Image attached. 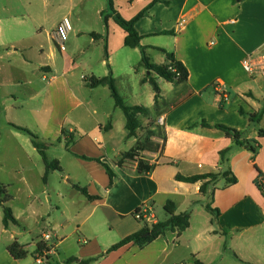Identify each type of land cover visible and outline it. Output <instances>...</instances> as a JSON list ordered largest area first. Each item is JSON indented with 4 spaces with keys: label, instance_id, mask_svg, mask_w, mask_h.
<instances>
[{
    "label": "crops",
    "instance_id": "0c3cea01",
    "mask_svg": "<svg viewBox=\"0 0 264 264\" xmlns=\"http://www.w3.org/2000/svg\"><path fill=\"white\" fill-rule=\"evenodd\" d=\"M17 1L0 0V117L7 119L6 134L18 140L19 148L30 150L29 155L26 154L29 160L30 156L41 157L30 138L12 125L26 128L40 141L48 143L46 154L50 149L57 150L59 147L54 146L53 141L61 139L67 153L86 174L89 184L84 187L91 196L97 197L88 200L79 192L86 203L72 218H80L90 207L91 213L96 208H100L101 213L100 222L89 225L88 216L72 229L65 210L61 213L62 223L30 225L31 215L38 213L31 201L32 193H25L23 210L17 209V212L14 210L16 195L8 193L17 224L5 228L3 214L0 217V264H36L37 244L42 243L46 233L50 234L56 249L45 264H80L90 258H97L90 264H151L163 254V264H195V261L264 264V196L257 187L259 175L264 178V133L259 135L260 131L264 132V114L258 121L250 120V115L257 114L264 106V82L242 68L245 56L264 55V0H158L153 4V0H112L114 9L125 20L148 8L136 22L135 29L150 62L169 65L167 52L188 72L185 84L168 82L147 71L140 61L143 71L137 82L139 92L131 98L133 104L125 102L112 75L110 66L114 65V56L127 48L123 44L126 33L111 18L105 28L101 12L106 9V0H66L67 3L56 0V8L51 6L50 12L47 10L49 14L33 19L34 29L21 33L14 28L18 22L11 8ZM43 1L47 6L54 2ZM76 9L77 18L73 23L70 17ZM59 12L71 25L63 52L53 38L62 21L57 18ZM90 14L96 28L79 26V22L91 19ZM43 21L49 22L47 28ZM98 22L102 23L101 27ZM99 46L103 50L101 66L109 68L103 76L94 74L95 62L90 58V53L99 51ZM131 50L137 51L141 59L138 48ZM84 56L87 57L85 62ZM78 71H81L79 81H70L67 76L75 72L78 75ZM110 72L126 105L142 106L150 111L146 116H138L135 137H128L125 117L124 123L119 116L116 119L118 108L109 89L106 86L89 88L85 84L86 79L103 78ZM148 77L158 85L157 100ZM108 94L112 105L107 103ZM117 120L121 140L128 143L123 152L114 150ZM141 120L147 122L145 130H141L144 128ZM87 121L92 123V128L85 126ZM215 125L237 130L240 140L256 141L257 151L254 153L245 145L237 144ZM62 130L73 135L70 145L77 142L76 135L86 134V131L96 133L95 141L102 147H115V156L107 163L103 155L76 154L66 147ZM103 132L110 136L108 140H104ZM146 139L157 145L158 150H144L141 144ZM136 145H139L133 158L136 160L130 166L119 161ZM82 156L100 159L111 168L114 178L110 188L103 167L96 161L81 159ZM60 159L48 158L56 160L59 167ZM139 161L151 166V170L139 172ZM50 172L44 182L43 163L39 175L42 173L45 185ZM223 172L235 177L236 183L228 184L225 178L218 177L206 186L204 193L200 192V187L208 180L185 183L175 178ZM15 174L26 181L22 171ZM60 174L69 179L72 175L58 170ZM48 199L52 204V197L48 195ZM55 199L56 205H63L61 193H56ZM168 204H172L176 215L189 212V226L179 236L167 231L142 248L131 242L107 252L147 224L135 220L133 212L142 206L150 207L155 224L168 219L164 210ZM206 205L218 211L214 222ZM157 208L162 209L163 217L157 218ZM54 210L60 211L57 206ZM50 218L47 214V219ZM86 224L89 229L84 228ZM15 241L27 256V250L33 248V261H27V257L16 261L10 256L7 248ZM147 248H152L151 252L145 253ZM69 259L75 261L68 263Z\"/></svg>",
    "mask_w": 264,
    "mask_h": 264
},
{
    "label": "rangeland",
    "instance_id": "374dc122",
    "mask_svg": "<svg viewBox=\"0 0 264 264\" xmlns=\"http://www.w3.org/2000/svg\"><path fill=\"white\" fill-rule=\"evenodd\" d=\"M54 2L51 4V1H48L49 5L47 6L43 0H31L28 2H23L22 0L17 1L16 3L12 5V13L17 17L16 21L18 24L14 25V28L18 30L20 33L25 32L28 29H34L35 26L32 27L33 19H36L37 17H44L45 14H49L51 10V6L56 8V0H53ZM66 1V0H65ZM67 3V1H66ZM47 10L49 12H47ZM56 10V9H54ZM77 12L78 9L75 10L74 16L70 17V21L74 23L75 19L77 18ZM91 15V14H90ZM66 16V15H64ZM67 17V16H66ZM87 22H79V26L82 28H96V21L92 18ZM59 20H63L62 14L59 12L58 17ZM57 19V20H58ZM44 27L47 28L49 26L48 21H43ZM102 23L98 22V27H101ZM89 26V27H88ZM5 32V31H4ZM69 39V34L67 36ZM68 39L66 43H68ZM90 58L95 62L94 65V74L96 76H103L107 71H109V68L107 66H101L100 60L103 55V50L99 46V51L94 50V52L90 53ZM87 61V57H83V62ZM140 56L137 51H133L128 48H124L123 53H118L114 56V65L110 66L112 71L113 77L116 79V86L121 94V96L124 98L125 102L127 104H133L132 103V96L134 93L139 92V83L138 79L140 77V73L143 71L142 67L140 66ZM81 71H78V75L76 72L74 74H70L68 79L70 81L77 82L79 81V75ZM148 72L146 71V74ZM150 86V85H148ZM107 103L108 105L113 104L112 98L107 96ZM262 103H260L261 105ZM117 116H119L121 123H124V116L122 112L117 109L116 110V119ZM6 118L1 116L0 117V183H4L5 187L8 190V193L15 194L16 195V201L14 204V210L17 212V209L23 210L24 204H25V193H32L33 197L31 201H33V205L36 208V211H38L37 215H31V220L28 221V224L33 225L36 223L38 226H44L48 222H56V223H62L64 218L61 216L62 210L66 211V218H69V221L71 222V229L75 227V223H80L88 216L89 219L87 220V224L91 225L92 223L100 222L99 217L101 213L100 208H96L93 213L91 207L85 211L80 218L73 219L72 217L74 214H76L77 210L83 209L84 206L82 204L86 203V199L79 194L76 190L73 189V185H80V186H87L89 182L86 181V174L83 170L80 169V167L77 164V160L69 155L67 151L65 150V146L63 141L62 145H58V140L56 139L53 141L54 146H58L59 148L56 149H50V151L47 152L48 158H61L60 164H61V170L62 172H70L71 177L65 178L64 174L58 175V170H52L50 172V177L48 180V184L45 185L42 181V173L39 175L40 168L43 169V162L41 158H39L38 155H35L34 157L30 156V160L27 158L26 154L29 155V149H23L19 148L17 146L18 140L8 137L6 134ZM142 125L144 126L143 129L145 130L147 122L142 121ZM90 125L89 127H87ZM85 126L87 128H92V123L86 122ZM68 126L65 125V129H67ZM88 134L87 137H84L82 134L80 136H75V140L77 141L75 145H69V149L80 155L85 156H105L106 162H111L113 159V156H115V152L113 151V148L111 145H104L103 147L100 146L96 141L95 137L96 133L89 134L88 131H86ZM104 140H108V134L106 132L102 133ZM115 138L117 141V146L114 150L116 152L118 151H126L128 148V143H126L125 140H121L123 136L121 135V131H118V120L116 121V130H115ZM27 139V136H24ZM90 139V140H89ZM29 142V140H27ZM103 142V141H102ZM48 144V143H47ZM49 146V145H48ZM29 150V151H28ZM143 157V156H141ZM136 159H127L123 157L120 158L119 161L126 162L128 164L127 166H130L129 164L135 161ZM22 171L24 173V176L26 178V181H22L19 179V175H16V172ZM79 178V179H78ZM56 193H61L64 196L63 205L66 206V209H64L63 205H56V199L55 195ZM48 195L52 197V204H50V200L48 199ZM30 201V202H31ZM79 201V202H78ZM77 203V204H76ZM8 206L11 208L10 203H8ZM57 206L60 210L59 212H56L54 210V207ZM52 207V208H51ZM50 208V209H49ZM49 209V210H48ZM205 213V212H204ZM3 214L2 206H0V217ZM47 214H50L51 218L47 219ZM90 214V215H89ZM156 216L157 218L163 217V211L161 208L156 209ZM159 221V220H157ZM84 226V228H87L88 226ZM153 221L148 222L146 225L150 227L153 225ZM89 229V228H87ZM106 232V230H105ZM39 239V238H38ZM30 242V239L28 240ZM70 243H68L69 245ZM75 245V244H74ZM73 247V244L71 245V248ZM152 248H147L145 250V253L151 252ZM28 256L27 261H33V248L30 247L28 250ZM164 254L161 256V258L155 259L156 261H151V264H163ZM185 264H187L185 262Z\"/></svg>",
    "mask_w": 264,
    "mask_h": 264
},
{
    "label": "trees",
    "instance_id": "16d2710c",
    "mask_svg": "<svg viewBox=\"0 0 264 264\" xmlns=\"http://www.w3.org/2000/svg\"><path fill=\"white\" fill-rule=\"evenodd\" d=\"M242 1V0H241ZM158 2V0H153L152 4ZM106 9L101 12V17L104 23L105 28L107 27V21L109 18H111L125 33L126 36L124 38V46L127 48L135 49L138 48L141 55V63L144 66V68L147 71L155 73L158 77L168 81V82H176V83H183L185 84L187 82L188 78V72L184 65L178 61L175 60L174 55L170 53H166V56L168 60L170 61L169 65L161 66L156 65L150 62L146 52L145 48L140 45L141 37L138 35L135 24L136 22L144 16L145 11L148 9H144L143 11L136 14L133 18L130 20H125L121 17V15L114 9L113 1L112 0H106ZM151 4V5H152ZM150 6V5H149ZM148 6V7H149ZM92 36H95L92 34ZM148 82L152 86V89L155 93V100H157L159 96V88L156 84L155 80L151 77H148ZM85 84L89 88H96L99 86H106L111 94V97L114 100V105L116 108L120 109L125 117V127L128 131V137L132 138L136 136V130L139 128V121L138 116L139 115H148L149 110L142 107V106H128L124 103V100L118 93L115 81L111 75V72L108 74V76L103 78H95L91 77L90 79L85 80ZM241 112V110H240ZM264 114V106L262 107L261 111L257 114L250 115V120H259ZM12 127L25 135H27L33 147L36 149L38 154L40 155L44 166H45V173L43 176V181L45 182L47 180V174L49 171L52 170H59L61 171L59 164L56 160L49 161L47 158L46 150L48 149V144L40 141L38 137L33 134L30 130L18 126L12 125ZM215 128L223 131L228 137L233 138L235 142L239 145H245L249 150L252 152H256L258 149V145H256V141H245L240 140V133L235 130L228 128L224 125H215ZM264 132L260 131L259 135L261 136ZM62 136L65 137V143L66 147L70 145V143L73 142V135L67 133L66 131L62 130ZM60 141V139L58 140ZM142 148L144 150L149 151H157L158 146L154 145L151 141L146 139L143 144H141ZM255 145V147H254ZM139 149V145H136L131 151L126 153L124 155L127 159H133L135 156V151ZM224 154V152H222ZM83 160L87 161H96L98 162L104 169L107 177H108V188L112 185V180L114 178V173L112 172L111 168L106 164L100 161V159H92L88 157H80ZM138 170L141 173H148L151 170V166L146 165L142 161L138 162ZM218 177H223L226 179L228 184H234L236 183V178L233 177L229 172H223L221 174H205V175H197V176H191V177H184L177 175L175 178L178 181H182L185 183H196L198 181L208 180L207 183H204L200 187V192L204 193L205 188L207 185L213 183ZM260 183L258 182L257 187L261 191L262 195L264 196V178L262 175H259ZM73 188L80 192L83 196H85L88 200L96 199L97 197L91 196L87 189L85 187H81L79 185H73ZM11 200V196L7 192V188L0 183V206H2L3 210V226L7 228L9 224H17V221L13 217L12 211L10 207L8 206V203ZM207 211L212 215V221L214 222L218 216V211L211 209L208 205L205 206ZM164 210L168 216V219L166 221L162 222H156L155 224L148 227L146 224L142 227L141 230L138 232L131 234L121 241H119L117 244L111 246L107 252H112L128 243H135L139 247H144L154 241L159 236L163 235L167 231H173L176 232L177 236H179L182 232H184L188 226H189V212H184L180 214H174V208L172 207V204H168L164 207ZM43 249V244L38 243L37 244V251H40ZM8 253L10 256L16 260H23L27 257V252L24 250V248L15 241L7 248ZM97 260V258H90L83 261H80V264H90L91 262ZM75 259H69L68 263L74 262ZM195 264H202L199 261H195Z\"/></svg>",
    "mask_w": 264,
    "mask_h": 264
},
{
    "label": "built area",
    "instance_id": "2783aa9c",
    "mask_svg": "<svg viewBox=\"0 0 264 264\" xmlns=\"http://www.w3.org/2000/svg\"><path fill=\"white\" fill-rule=\"evenodd\" d=\"M71 30L70 22L67 18H64L53 33V38L57 44L59 51H65V39L67 34ZM243 70L251 76H256L264 82V55L258 57L247 55L242 60ZM159 123H162V119H159ZM132 217L137 221L151 222L154 219L152 209L148 206H142L138 210L132 213ZM43 249L37 251L34 256V262L36 264H45L49 261L50 256L55 253L56 245L51 242L50 234L46 233L42 236ZM41 243V244H42Z\"/></svg>",
    "mask_w": 264,
    "mask_h": 264
},
{
    "label": "water",
    "instance_id": "95a60500",
    "mask_svg": "<svg viewBox=\"0 0 264 264\" xmlns=\"http://www.w3.org/2000/svg\"><path fill=\"white\" fill-rule=\"evenodd\" d=\"M149 73V72H148Z\"/></svg>",
    "mask_w": 264,
    "mask_h": 264
}]
</instances>
